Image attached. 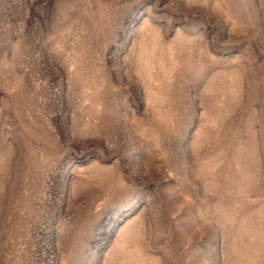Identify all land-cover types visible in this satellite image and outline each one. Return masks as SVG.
Instances as JSON below:
<instances>
[{"label":"rangeland","instance_id":"374dc122","mask_svg":"<svg viewBox=\"0 0 264 264\" xmlns=\"http://www.w3.org/2000/svg\"><path fill=\"white\" fill-rule=\"evenodd\" d=\"M0 264H264V0H0Z\"/></svg>","mask_w":264,"mask_h":264}]
</instances>
